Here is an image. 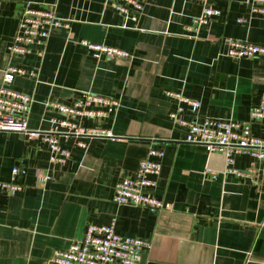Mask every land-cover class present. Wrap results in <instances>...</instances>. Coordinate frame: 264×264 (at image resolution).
<instances>
[{"label":"crops","instance_id":"obj_1","mask_svg":"<svg viewBox=\"0 0 264 264\" xmlns=\"http://www.w3.org/2000/svg\"><path fill=\"white\" fill-rule=\"evenodd\" d=\"M220 11L209 26L194 31L202 0H147L141 12L125 15L105 0H10L0 5V85L8 64L34 76L14 78L11 87L32 98L28 127L48 131L60 115L48 102L70 104L89 92L117 106L85 126L110 130L108 138L61 140L70 152L62 165L49 162L46 145L16 133L0 132V180L23 167L22 191L0 196V264H46L55 251L83 238L88 224L116 221V232L149 241L144 254L157 264H264V160L234 157L225 173V156L182 142L186 128L170 114L178 101L167 92L197 100L204 118L250 124L264 140V122L251 111L264 96V56L234 60L223 56L228 40L264 44V16L252 14L245 0H206ZM55 4L69 25L55 30L43 54L9 59L23 8ZM132 17H135L133 20ZM245 19L239 23L238 19ZM128 52L130 58L95 59L79 41ZM84 141L85 148L78 146ZM150 149L164 153L153 194L171 209L149 212L118 206L114 186L132 174ZM47 175L44 185L38 176Z\"/></svg>","mask_w":264,"mask_h":264},{"label":"built area","instance_id":"obj_2","mask_svg":"<svg viewBox=\"0 0 264 264\" xmlns=\"http://www.w3.org/2000/svg\"><path fill=\"white\" fill-rule=\"evenodd\" d=\"M10 0H0V5ZM147 0H105V5L114 8L122 14L131 11L141 12ZM252 14L264 16V0H245ZM220 15V11L213 5L202 0L199 15L192 19L191 28L194 31L207 27L212 20ZM134 20L135 17H132ZM245 23V19H238ZM69 25L56 15L55 4H46L43 9L27 4L18 17L16 33L7 46L10 61L23 57L32 52V48L39 49L42 55L50 35L58 29H68ZM93 58H130L131 55L121 49L104 44L79 41ZM224 57L239 60L254 59L264 56V44H253L239 40H228ZM34 76L18 64L9 63L3 73L0 85V132L16 133L27 138L43 142L49 152V162L59 166L64 165L70 158V152L61 146V140L77 138L91 140L108 138L119 140L110 130L99 126H85L84 119L98 122L117 106L109 98L83 92L79 99L70 104L48 102V107L55 110L60 117L51 121L48 131L37 132L28 127L32 98L14 90L10 85L17 76ZM167 95L178 101L176 111L170 114V119L186 128V135L182 142L201 145L209 152H218L225 156V173L237 177L249 176L250 173L232 168L234 157L247 154L256 160H264V140L251 133L250 124L232 120L204 118L201 121L187 122L181 118L185 110L196 114L200 108L197 100L190 99L179 93L167 92ZM251 121L264 122V96L260 104L252 109ZM78 146L85 148L84 141ZM164 153L150 149L147 158L139 162L137 169L124 177L114 186L112 201L118 206L144 208L149 212H159L171 209V205L157 199L153 194L156 178L161 173ZM26 174L23 167L15 166L11 170L10 181L0 180V196L15 195L22 191L23 185L19 181ZM49 179L47 175L38 176V184L44 185ZM148 240L138 237H125L116 232V221L112 219L104 225L88 224L83 238L70 244L67 250L55 251L46 264H140L142 256L149 250Z\"/></svg>","mask_w":264,"mask_h":264},{"label":"water","instance_id":"obj_3","mask_svg":"<svg viewBox=\"0 0 264 264\" xmlns=\"http://www.w3.org/2000/svg\"><path fill=\"white\" fill-rule=\"evenodd\" d=\"M140 264H157V263L148 262L146 255H143L141 258Z\"/></svg>","mask_w":264,"mask_h":264}]
</instances>
